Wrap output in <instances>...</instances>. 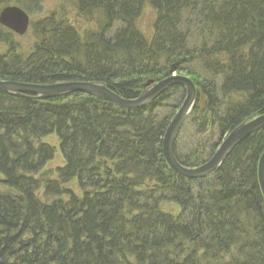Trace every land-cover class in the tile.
Segmentation results:
<instances>
[{
  "label": "trees",
  "instance_id": "1",
  "mask_svg": "<svg viewBox=\"0 0 264 264\" xmlns=\"http://www.w3.org/2000/svg\"><path fill=\"white\" fill-rule=\"evenodd\" d=\"M11 1L0 0V12ZM17 1L36 13L44 0ZM145 3L157 11L150 39L138 26ZM73 7L84 22L99 17L96 29L83 34L53 13L33 24L28 58L0 25L8 47L0 81L92 82L134 100L150 80L189 75L204 106L196 102L200 112L175 150L191 168L235 124L264 114V0H75ZM184 99L177 85L132 110L83 94L39 101L0 92V264H264V128L224 161L216 175L223 192L208 193L199 181L185 184L163 156L166 128ZM50 135L65 161L55 178L41 174L56 154L41 141ZM74 181L82 199L49 206L37 196L43 187L58 198ZM127 200L139 215L127 214ZM164 202L182 212L161 213ZM251 212L260 217L257 238H235L237 228H250ZM169 248L176 256H159Z\"/></svg>",
  "mask_w": 264,
  "mask_h": 264
},
{
  "label": "water",
  "instance_id": "2",
  "mask_svg": "<svg viewBox=\"0 0 264 264\" xmlns=\"http://www.w3.org/2000/svg\"><path fill=\"white\" fill-rule=\"evenodd\" d=\"M0 24L5 28L11 30L19 36H23L29 29L30 26V17L26 11L17 7V6H6L0 12ZM147 86L150 87V91L141 94L135 100H126L121 98L119 95L108 89L103 84H97L92 82H75V83H66L61 85H30L22 84L20 82H11V81H0V92H4L13 96H24L23 94L29 93L31 95H39L38 97L29 99H54L58 96V93H72L80 92L86 95L95 96L97 99L109 102L122 109H137L146 106L154 99L158 98L163 94L169 87L174 85H181L186 90L185 100L183 102L182 109L175 115L170 128L167 130L164 141H163V150L166 157V161L171 170L183 176V172L192 173L193 177L199 176L198 172L205 170L207 168H198V169H180L179 165L176 163L174 156V147L177 137L178 130L184 124L189 112L192 110L197 96V90L191 85L190 81L184 76H171L163 81L154 83L149 81ZM26 97V96H25ZM247 126H243L237 134V139L233 143H228L220 147L221 149L217 152L215 158L213 159V165L216 162H223L229 155L228 151H233L241 142L246 138L254 134L255 132L264 128V114L255 117L254 119L248 121ZM173 127V128H172ZM234 134V133H233ZM232 134V136H233ZM184 173V175H185ZM258 176H259V185L261 192L264 193V152L259 160L258 165ZM192 178V176H191Z\"/></svg>",
  "mask_w": 264,
  "mask_h": 264
},
{
  "label": "bare ground",
  "instance_id": "3",
  "mask_svg": "<svg viewBox=\"0 0 264 264\" xmlns=\"http://www.w3.org/2000/svg\"><path fill=\"white\" fill-rule=\"evenodd\" d=\"M179 75L180 76H184L185 78H187L190 81L191 85L198 91L197 83L189 75H186V74H179ZM171 76H177V75H175V74L173 75L172 74ZM171 76H169V77H171ZM150 81H153V80H150ZM160 81H158V82H160ZM71 82L72 83H75V82H83V81H67V82L66 81H61V82H53V83H50V84H32V83H30V85H36V86H39V85H51V86H54V85H61V84L71 83ZM20 83H22V84H29V83H24V82H20ZM177 86H180V87L184 88L181 85H177ZM171 87H169V88H171ZM184 90H185V88H184ZM148 91H150V87L147 86V85H145V88H144V90H142L140 92V95L143 94V93H145V92H148ZM75 94H81V93L80 92H72V93L67 94V93H61L60 92V93H58V96L56 98H54V99H60V100L62 99L63 100L68 95L70 96V95H75ZM23 95L24 96H19V98H27V97L35 98V97H38L39 96V95H31L29 93H26V94H23ZM88 96H91L93 98H96L95 96H92V95H88ZM185 96H186V90H185ZM198 97L199 96L197 95L192 110L189 112V114H188V116H187L184 124L182 125V127L178 130L177 137H176V141L178 140L179 134L182 131L183 126L188 122V120L190 119V117L193 115L194 119L197 118L195 116V114H198L199 109H197L195 107L196 106V102H199V103H201V105H204V98L203 97L198 98ZM157 99L158 98L154 99L152 102H150L149 104H147V106L150 105V104H153ZM39 101H45V100L44 99H39ZM182 106H183V103H182V105L179 106L176 114L182 109ZM174 117L170 120V122H169V124H168V126L166 128L165 134H166L167 130L170 128V126H171L170 124L172 123ZM247 123H248V120H245V121L239 122L238 124H235L233 126V128L227 134H225V136L221 139V141H220V143H219L218 148L216 149V151H214L207 159L199 162L196 165V167H194V168H191V167L186 166L187 164H185L184 162H182L178 158V155H177L176 150H175V147H174V153L173 154L175 156L176 163L180 166L179 167L180 169H184V171H185V169H198V168L206 167L207 168V172L209 171V169L211 170L207 174L204 173L205 170H202L201 171V169H200V172H198V175L199 176H195V177H193V175H191L192 174L191 172L190 173L183 172V176H182V175H179L178 173L174 172L173 170L172 171L174 173H176L178 176H180L183 180H185L184 181L185 184H187L186 182H188V181H193V180L194 181H197V182L199 181L198 183H199L200 187L202 189H204L205 191L207 190L208 193H212V192L220 193V192H223L222 191V188H221L222 183H221L220 176H216V175H218V172L221 170V167H222V165H223V163H224V161L226 159L223 162H216L215 165H213V159L215 158L217 152L221 149L220 147H222L223 145L225 146L228 143H233V141L235 139H237V137L239 136V132L241 131L242 127L243 126H247L248 125ZM232 134H233V136H232ZM237 134H238V136H237ZM176 141H175V143H176ZM162 152H163V156H164V159H165V163L168 165V163L166 161V157H165V154H164V150L163 149H162ZM227 153L230 155L232 153V151L231 152L228 151ZM184 173H185V175H184ZM110 176L113 177L112 174ZM191 176H192V178H191ZM117 177L118 176H116V178ZM258 181H259V176H258ZM77 188L78 189L76 191H74V189L72 188V185L71 186L68 185L67 187H63L61 194H59L58 195V198H57V197H52L51 196L52 194H47L46 191H45V189L43 187H41V189L37 192V196L40 199H42L40 195H41V193H43L44 198L47 199V202H44V203H47L49 206L52 205V204H54V203H56L58 200H61V201L63 200V201L70 202V200H71L72 197H76V198H79V199H82L84 197V195H85V193L83 191L84 189H82L80 187H77ZM140 188L143 189V187H140ZM89 190L92 193V192H94L95 189H89ZM95 191L97 192V190H95ZM133 191L138 192L137 189H134ZM103 193H105L104 190H102L101 193H97V194H103ZM260 194L262 195V199H263L262 201L264 202V193L263 192H260L259 195ZM261 195H260V197H261ZM127 201H128V203H126L124 205V207H123V209H124L126 206H128V211L126 209L127 214L129 213V216H137V215H139L140 212L138 210H133V209H135L134 205H132L129 200H127ZM63 203H66V202H63ZM71 205H73V204L71 203ZM141 206L143 207V204ZM157 207H160L161 209H159V211L161 213H164V214H171L172 213L171 211H173L174 209H177V211L175 210L176 213H178V212L181 213L182 212V206L181 205H175V204H172V203H169V202H166V203L164 202L161 205L159 204V205H157ZM121 213L123 215V211L122 210H121ZM248 215H250V216L246 220H247V226H249L250 228H248L247 230L246 229H242V228H237L235 230V232H237V234H238V235L236 234L235 238H239V240H243L244 237L246 238L245 235H247V238H254V237L257 238V229H258V225L260 224L259 223L260 222L259 221L260 220V217L257 214L253 213V212L249 213ZM249 221H251V222L249 223ZM246 232H247V234H246ZM186 239H184V240H186ZM130 240H137V239H132L131 238ZM168 240H170V239H168ZM171 248L165 249L164 250L165 252L164 251H160L159 252L160 253L159 256L162 255L163 253L164 254H167L169 256V258L172 257V256H176L175 250H173L174 248L173 249H171ZM199 250H200V253L199 254L201 255V257H203L204 256V252H202V250H201L200 247H199ZM204 250L206 251V253L208 251L209 252L210 251L211 252L212 251H215V250H213L212 247L211 248H208V250H206V249H204ZM205 258L207 259L208 256L205 255Z\"/></svg>",
  "mask_w": 264,
  "mask_h": 264
},
{
  "label": "rangeland",
  "instance_id": "4",
  "mask_svg": "<svg viewBox=\"0 0 264 264\" xmlns=\"http://www.w3.org/2000/svg\"><path fill=\"white\" fill-rule=\"evenodd\" d=\"M74 1L75 0H44L42 2L40 10L38 12H36V13L27 12L29 14L30 20H31V29L24 36L18 37L17 35H14V39H15V43L17 45L18 53L21 54V56L24 58H28L33 53L34 48H35L36 43H37V39L34 35L33 24L36 23L38 20L46 18L53 13L54 14L55 13L56 14H58V13L59 14H61V13L65 14L69 18V20H71L73 23H75V25L77 26V28L80 30L81 33L84 30L89 31V30L96 29L97 24L99 22V17H96V19H94L90 22H88V21L84 22L81 18L78 17L77 12H76L75 8L73 7ZM5 6H17L21 9L25 10L24 8H22L21 3L18 2L17 0H12L10 3H8ZM25 11H27V10H25ZM156 18H157V11L154 8H152L148 3H145L143 10H142V13H141V16L138 19V26H139L141 32L144 33V35L148 39H150L152 37L153 24H154ZM83 34H84V32H83ZM7 51H8V47L5 44H0V53L5 54V53H7ZM175 75L180 76L179 74H175ZM165 79H167V78H165ZM165 79H163V80H165ZM163 80H161V81H163ZM157 82L158 81H154V83H157ZM81 94H83V93H81ZM83 95H86V94H83ZM202 106H204V105H202ZM164 137H165V135H164ZM164 137H163V141H164ZM41 141L54 146L56 149V155H55L54 159L46 164V167L41 172V174H46V175H44V176H46V178H55L57 169H59L60 167H63L65 164L64 163L65 162L64 157L62 156V153H61L60 147H59V139L56 135H50V136L44 137ZM51 175H52V177H50ZM39 176L40 175H38L37 177H39ZM1 179H3V178L0 176V180ZM71 185H72V188L74 189V191H76L78 189L77 188L78 185L75 181L72 182ZM40 196H41V198H42L41 200L43 202H47V199L44 198L43 193H41ZM175 210L177 211V209H174L171 212L174 214V213H176ZM250 222L251 221H249V223ZM246 226H247V224H246Z\"/></svg>",
  "mask_w": 264,
  "mask_h": 264
}]
</instances>
